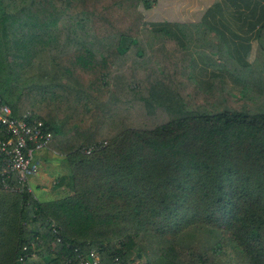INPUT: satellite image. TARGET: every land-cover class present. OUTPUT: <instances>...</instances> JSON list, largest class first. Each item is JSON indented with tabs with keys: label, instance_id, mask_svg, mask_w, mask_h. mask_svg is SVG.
I'll use <instances>...</instances> for the list:
<instances>
[{
	"label": "trees",
	"instance_id": "obj_1",
	"mask_svg": "<svg viewBox=\"0 0 264 264\" xmlns=\"http://www.w3.org/2000/svg\"><path fill=\"white\" fill-rule=\"evenodd\" d=\"M152 4L0 0V103L69 166L58 199L0 191V264H264V44L242 64Z\"/></svg>",
	"mask_w": 264,
	"mask_h": 264
},
{
	"label": "crops",
	"instance_id": "obj_2",
	"mask_svg": "<svg viewBox=\"0 0 264 264\" xmlns=\"http://www.w3.org/2000/svg\"><path fill=\"white\" fill-rule=\"evenodd\" d=\"M147 28L200 25L211 31L210 37L223 44L224 50L242 64H251L257 46L264 44V0H153L149 9L140 8ZM223 50V52H225ZM204 81L194 73L199 84L209 86L211 69L196 60ZM227 87L239 97L241 86L226 71L220 72ZM50 152V151H49Z\"/></svg>",
	"mask_w": 264,
	"mask_h": 264
},
{
	"label": "built area",
	"instance_id": "obj_3",
	"mask_svg": "<svg viewBox=\"0 0 264 264\" xmlns=\"http://www.w3.org/2000/svg\"><path fill=\"white\" fill-rule=\"evenodd\" d=\"M51 141L52 134L43 122L27 113L18 118L7 104L0 103V191L33 193L31 177L36 175L40 165L35 153L47 149ZM97 149L98 146L93 145L84 153L89 155ZM76 264H100V260L91 250L79 253Z\"/></svg>",
	"mask_w": 264,
	"mask_h": 264
},
{
	"label": "rangeland",
	"instance_id": "obj_4",
	"mask_svg": "<svg viewBox=\"0 0 264 264\" xmlns=\"http://www.w3.org/2000/svg\"><path fill=\"white\" fill-rule=\"evenodd\" d=\"M193 73L199 77V80L204 81V73L198 66L195 67ZM35 156L40 160L36 175L31 177L32 192L36 198L40 201H50L65 196L66 193L63 189H59L56 183L60 176L68 173L69 166L61 156L49 152L47 149L36 152ZM151 252L154 254L153 249ZM143 262L144 259H141L132 264H143Z\"/></svg>",
	"mask_w": 264,
	"mask_h": 264
}]
</instances>
